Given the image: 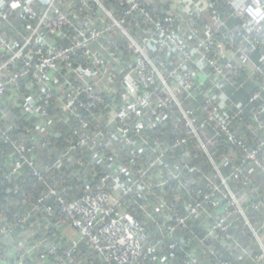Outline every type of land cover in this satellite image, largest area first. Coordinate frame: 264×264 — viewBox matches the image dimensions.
Returning <instances> with one entry per match:
<instances>
[{
	"label": "built area",
	"instance_id": "obj_1",
	"mask_svg": "<svg viewBox=\"0 0 264 264\" xmlns=\"http://www.w3.org/2000/svg\"><path fill=\"white\" fill-rule=\"evenodd\" d=\"M117 1L124 17L133 19L139 37L105 0H0V98L13 93L8 110L0 116V128L7 120L3 139H9L17 152L12 172L29 165L33 175L48 186L36 210H41L47 198H56L60 211L53 226L79 232V240H72L61 251L55 234L38 238L37 230L31 228L25 232L27 238L18 242L16 257L21 258L20 264H29L25 254L45 247L44 253L53 257L49 264H75V250L85 241L109 264H140L157 250L161 240L152 244L147 225L127 208L137 206L145 210L150 221L158 223L160 232L171 236L186 228L190 217L211 219L206 223L205 237L198 240L214 243L233 239L232 226L238 214L260 248L255 264H262L264 235L260 228H264V219L259 227L252 220L254 211L264 209V190L260 185L249 191L255 197L249 211L229 181L250 187L254 168L262 170L264 179V0ZM60 39L67 43L59 45ZM122 40L133 55L127 62L128 70L117 67ZM256 54L258 62L253 58ZM19 64L22 66L13 70ZM62 64L67 82L59 86L62 93L56 97L53 73H62ZM242 71L247 73L244 78L240 77ZM120 73H125L122 103L101 128L84 127L76 139H68L63 157L73 159L75 167H96L98 184L93 187L84 173V191L67 200L57 185L49 183L62 159L54 164L39 161L34 155L37 144L27 145L8 135L19 110L15 99L23 103L20 113L37 114L42 120L37 127L45 133L52 129L53 120L45 118L43 107L55 100L66 110L83 107L102 121L99 112L104 111L106 101L101 92L115 88ZM29 77L32 80L27 85L35 88L38 84V88L30 95H21V81ZM249 82L255 86L249 104L260 101V106L248 124L244 120L247 105L233 103L226 87L237 91ZM167 121L183 134L174 139L172 147L190 144L202 151L214 174L187 160L168 163L170 147L161 137ZM257 127L262 135L252 146L246 133H256ZM143 129L155 130L157 137L149 139L140 133ZM220 141L231 147L218 162ZM120 152L130 161L126 162ZM235 155L238 163L232 160ZM226 164L232 165L228 176L223 173ZM172 180L179 182L173 190L177 196L182 190L194 195L192 187L199 186L197 200L186 204L187 213L181 214L165 198L164 189ZM141 193L157 196L158 201L148 208L134 197ZM127 196H132L128 206L124 201ZM221 197L226 203L223 211L214 212ZM46 212L49 216L56 213L53 207H47ZM9 227L0 224V232L7 236ZM27 239L34 241V246L29 248ZM236 244L243 255L248 254L245 244ZM210 251L214 254V249ZM49 257L42 264H48ZM190 263H198V259ZM158 264L166 263L159 260Z\"/></svg>",
	"mask_w": 264,
	"mask_h": 264
},
{
	"label": "trees",
	"instance_id": "obj_2",
	"mask_svg": "<svg viewBox=\"0 0 264 264\" xmlns=\"http://www.w3.org/2000/svg\"><path fill=\"white\" fill-rule=\"evenodd\" d=\"M105 3L108 8L116 9L124 25L130 28L135 36L139 37L136 33L137 28L133 19L124 17L123 9L118 4V1L105 0ZM8 36L11 37L10 32ZM58 42L59 45H61L67 43V40L60 39ZM121 46H123L120 53L121 58L117 67L128 70L129 67L127 62L133 58V55L124 48L123 40ZM253 58L258 62L259 55L256 54ZM80 61H82V59ZM21 66L22 65L19 64L17 68H13V70ZM61 70L62 73H53L54 82L58 86L56 97L62 93L59 86L67 82L65 78L67 74L65 64L61 65ZM124 76L125 73H120L118 76V85H116L115 88H105L101 92L106 101L104 111L99 112L102 121L96 120L91 116L90 111L83 109V107L78 111H73L71 109L66 110L55 100L52 101L49 106L43 107V110L46 112L45 118L53 120L52 129L46 133L37 127L38 124H42V120L39 119L37 114L33 111L25 114L20 113L21 109L19 107L23 103L21 99H15V106L19 110L18 115L14 118L15 126L8 131V135L27 145L37 144L34 155L39 161L54 164L58 159H62L61 162H59V164H61L57 166L58 172L56 176L49 177V183L57 185L67 200H72L84 191L85 188L82 186L85 178L84 173H88V178L85 180L93 187H96L98 184V179L95 178V175L98 174V169L96 167H87L85 169L75 167L73 159L63 157V154L68 149V139H76L78 137L77 135L80 134L84 127L96 130L103 126L109 119L111 111L122 103L121 92L125 86ZM246 76L247 73L242 71L240 77L244 78ZM31 80L32 79L29 77L21 81V95H30L31 92L38 88V84L35 88H30V86L27 85ZM254 90L255 86L251 82L247 83L243 89L237 91L230 86L226 87V91L231 95L233 103L243 102L247 105L248 114L244 117V120L248 124L254 121L252 113L257 111L260 106V101L249 104V98ZM12 94V92H8L6 96L0 98L1 117H3L4 111H7L9 108L7 103L10 101L9 97H11ZM82 99L83 101H87L86 97H82ZM262 99H264V91L262 92ZM8 127L9 123L7 120H4L0 128V224L10 225V233L5 236L0 232V264H20L21 258L16 257L17 248L19 247L18 242L26 237L25 232L31 228L37 230L36 237L38 238L53 237L55 234V236L58 237L57 241L61 246L59 249L61 251L68 246L64 238L66 227L59 228L53 226L54 222L58 219L60 211V204L57 199L47 198V200L43 202L41 210H36L40 196L48 190V186L33 175V169L27 164L23 165L16 173L12 172L11 167L12 163L17 158V152L9 139L6 141L3 139V132H5ZM256 131V133H246L252 146H256V143L259 141L258 137L262 135L258 127ZM140 133L151 140L157 137L155 130L150 131L143 129ZM131 135L135 134L131 131ZM182 136L183 134L181 131L175 129L173 123L170 121H167L165 128L162 127L161 137L165 138L167 145L170 147L166 154L168 163L174 165L178 159L183 161L187 160L190 161L191 164H199L207 173L211 175L214 174L213 171L210 172L208 158L202 151H197L190 144L175 148L172 147L174 139ZM44 143L46 144L43 145ZM230 147V145L225 144L223 141L219 142L216 153V160L218 162L223 160L225 153ZM106 151L110 152L108 149H106ZM235 151L238 152L237 149H235ZM120 153L124 156V152ZM86 158L88 159V150ZM125 158L126 162L130 161L129 156ZM232 160L234 163H238L236 155L232 157ZM252 165L250 168H252ZM231 167V164H226L223 167L225 176L229 175ZM160 171L163 172L164 170L161 169ZM195 176L197 177L199 174H195ZM62 177L64 178L63 182L61 181ZM263 180L262 170L254 168L253 184H251L250 187H245L234 180L229 181L230 187L237 194L243 208L251 211L250 201L255 197H251L249 191H252L253 187L260 185L264 190ZM170 183L171 186L164 189L165 198L181 214L187 213L186 204H192L197 200L196 194L199 186L192 187L194 195H189L186 190H182L177 196L173 193V190L179 185V182L172 180ZM65 187H67V190ZM134 197L137 202L145 203L148 208L153 207L154 203L158 201L157 196H149L142 193ZM146 197L147 199H145ZM131 198L132 196H127L124 199L126 206L130 204L129 199ZM221 199L219 206L213 208L214 212L218 213L223 211V205L226 203L222 197ZM47 207H53L56 211L55 215L49 216L46 212ZM127 208H129L140 221L147 225V232L151 235L150 242L152 241V244L156 243L159 239L161 240L157 250L154 253H150L148 258L140 264H158L159 260L166 264H191L190 261L193 258L198 259V263L195 264H255L254 256L259 252L260 248L252 238V233L248 227L245 226V221L238 214L235 216L232 226L233 239L214 243L211 239L206 240V242L198 240L205 237L206 223L208 224L211 219L201 221L194 217H190L187 227L179 230V232L177 231L174 236H171L160 232L156 227L158 223L156 221H150L145 210L138 209L137 206H128ZM253 215L252 224L256 227L261 226V222L264 219V209L254 211ZM26 217L29 219L19 222L20 218ZM260 229L262 235H264V228L261 227ZM238 241L245 244L246 248L249 249L248 254L243 255L240 247L236 244ZM27 243L29 248L34 246V241L31 239H27ZM45 249V247L34 249L30 254H25V259L29 264H42L44 258L49 257L47 253H44ZM212 249H214V254L210 251ZM74 255L77 259L75 264H109L104 256L97 250H94V248L85 241L80 242ZM52 260L53 257L50 256L47 259V263L49 264ZM261 262L264 264V258Z\"/></svg>",
	"mask_w": 264,
	"mask_h": 264
},
{
	"label": "rangeland",
	"instance_id": "obj_3",
	"mask_svg": "<svg viewBox=\"0 0 264 264\" xmlns=\"http://www.w3.org/2000/svg\"><path fill=\"white\" fill-rule=\"evenodd\" d=\"M65 241L67 243V246L69 245V243H71L72 240H79V232L77 229L69 227L65 232Z\"/></svg>",
	"mask_w": 264,
	"mask_h": 264
}]
</instances>
